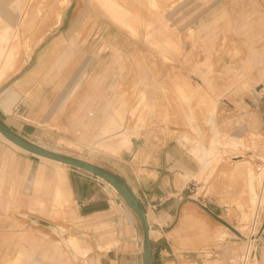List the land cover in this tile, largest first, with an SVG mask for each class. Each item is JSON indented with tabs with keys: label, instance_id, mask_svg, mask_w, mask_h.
<instances>
[{
	"label": "rangeland",
	"instance_id": "obj_1",
	"mask_svg": "<svg viewBox=\"0 0 264 264\" xmlns=\"http://www.w3.org/2000/svg\"><path fill=\"white\" fill-rule=\"evenodd\" d=\"M110 1L0 0V32L8 28L9 36L0 64L10 65L0 84V120L10 128L20 129L23 135L30 134V125L34 124L38 130L30 137L40 145L110 171L150 164L149 159L140 162L141 147L158 143L153 152L159 161L151 164L166 168L171 180L179 179L184 151L191 153L198 171L178 195L183 204L181 212L190 215L179 221L180 248L198 249L207 242L208 231L196 212L203 206L213 209L214 203H223L234 207L238 217L234 224L238 231L234 264L239 263L248 243L252 250L250 264H264V211L260 219L253 220L262 179L259 174L264 169V128L250 130L240 138L234 136L231 121L213 119L216 104L208 90L198 84L197 78L177 69L183 64L187 41V48L193 52H214L218 62L223 58L220 68L207 70L210 82L231 81L232 91L220 93L223 102L238 93L234 83L241 80L250 86H264V58L258 55L264 57V50L257 52L263 45L252 38L247 44L244 26L247 20L252 25L253 20L264 19L260 6L264 0H157L155 11H150L146 0H129L128 5L122 0L117 4ZM106 2L113 8L121 5L119 23L114 21ZM128 8L132 11L125 13ZM122 22L132 26L137 35L133 36ZM147 29L151 33L148 37ZM200 36L208 37V43L199 42ZM216 36L222 37V44H211ZM187 55V66L197 73L202 67L200 58L189 59ZM87 92L100 105L104 96V106L87 107L82 104L88 100L76 101ZM259 97L264 126V90ZM63 123L71 127L78 124L82 131L62 129ZM94 129H99V138L89 140ZM162 143L167 144L165 150ZM207 152L212 153L209 165L202 162ZM5 153L10 156L7 161ZM238 160L245 164L235 171ZM39 169L47 183L35 191L31 186ZM56 169L0 141V234H36V240L53 243L67 259L78 264H99L98 258L94 260L89 255V247L75 243L97 217L81 219L71 197L55 199L49 179ZM65 170L69 179L78 176L100 183L109 194L111 213L139 226L136 215L105 182L73 167ZM11 179L14 187H6ZM248 180L253 181L255 192L250 204ZM177 188L178 184L176 193ZM100 227L91 228L96 241L113 236L111 228ZM219 239L224 243L226 237ZM118 244L114 242L107 249ZM18 257L17 264L22 254Z\"/></svg>",
	"mask_w": 264,
	"mask_h": 264
},
{
	"label": "crops",
	"instance_id": "obj_2",
	"mask_svg": "<svg viewBox=\"0 0 264 264\" xmlns=\"http://www.w3.org/2000/svg\"><path fill=\"white\" fill-rule=\"evenodd\" d=\"M260 6L263 8L262 11H264V4L262 3ZM247 10L249 11L250 9L247 8L246 11ZM180 22L182 23V27L180 28L183 29L184 23L183 21ZM252 22L251 25V21L247 20L244 25L246 26L247 31V44H250L251 38L255 39L253 40L254 43L258 42L260 45H263V48L257 49V52H261L264 50V19L253 20ZM251 28L253 31H251ZM7 33L8 28H5L0 32V59L2 58L1 54L7 50L9 44V36H7ZM221 38V36L214 37V41H211L213 42L211 44H222L223 41ZM203 40L205 43H208V37L200 36L199 42ZM184 44V53L182 54L183 64L177 69L184 75H188L190 78H197L198 84L202 86V88L204 87V89L206 88L208 90L210 98L213 99L216 104V115L213 116V119L215 121L218 119L221 123L224 121H231V123L234 124L231 133L237 138L245 136L253 129L261 131L264 126L262 117L259 113L260 101L258 100L261 91L264 90L261 88L263 85L257 83L253 85L251 84L250 86L247 85L249 82L246 83L245 80H241L238 83H234L238 93L234 95L232 100L223 102L220 98V93H229L232 91L231 81L228 79H220V81H217V75L215 73L213 76L216 80L210 82V76L207 71L211 68V70H217L220 68L223 63V58L222 61L218 62V59H216L217 56L214 52H203L202 50L200 52H193L187 48V41H185ZM187 54H190L188 57L189 59H195L196 57L200 58V67L202 66L204 68L201 67L198 69L197 73L196 71L193 72L191 67H188L185 62L188 56ZM258 55L259 59L264 58L260 54ZM2 66L3 63L0 64V84L10 71L9 64L6 65V67ZM88 92L87 94L84 93L82 98H78L76 101L88 100L89 103L86 101V103L82 104L87 107L95 108L104 106V96L102 100L103 103L100 105L98 99L93 100L92 95L90 96ZM91 101L92 103H90ZM3 123L9 129L19 134L18 131L20 129L10 128L5 122ZM30 126L33 128L30 134H35L38 130H36L37 126L34 124H31ZM60 126L62 129L66 128L74 131H82V127H79L78 124H73L74 127H71L70 124L63 123ZM99 132V129H94L88 139H98ZM30 134L25 133V135L21 134V136L39 144L38 140H34V138L30 137ZM184 139H186V137H184ZM0 141L8 145V143L1 138ZM157 145L159 144L157 143L155 145L151 143L144 144L141 147L140 162L149 159L150 164L141 163L135 168L131 167L130 169H125V171L120 172H116L114 169L111 170L129 183L145 208L150 226L149 233L152 246L153 264H234V259L238 253V243L235 239V237H237L236 232L238 231H236L234 224L238 217L234 207L226 206L223 203H214L213 209L203 206L201 211L196 212L198 221L208 231L207 242L204 245H201L198 249L182 250L180 248L179 221L189 219L190 215L187 212H181L183 204L182 199L178 198V195L185 191L186 186L193 180V176L198 171V168H196L198 167V164L192 158L191 153L184 151L186 155L182 158V169L180 170L182 172V177L179 179L174 177L171 180L170 176L167 175L166 168L159 166V164H151V162L156 160L159 161V158L156 159V153L153 152ZM162 147V150H165L167 144L165 145V143H162ZM166 155L168 157L171 156L169 152H167ZM4 156H6V153L3 154V157ZM53 165L57 169L49 181L51 180L50 182L54 185L52 190L54 197L57 189L61 188L66 192V198L71 197L75 202L78 215L81 219L92 220L97 217L94 224H89L88 228L90 229H88L85 234L82 233V236L78 237V239L83 242L84 246L91 249L89 255H92L94 260L98 258L99 264H144L142 231L140 225L137 226L135 221L132 222L129 219L128 221H123V218L117 213H111L110 209L112 203L109 194L100 183L93 179L78 176L69 179L66 170L63 171V174L66 177L65 181H63L58 176V172L62 173V168L58 165ZM31 168L32 163L30 162L29 171ZM45 181V174L43 170L39 169L36 172L31 187H35L34 190L39 191V187L42 184L47 183ZM25 182L26 181H24V184ZM24 184L22 185L25 186ZM177 184L178 188L176 193ZM248 185L250 204L255 195L253 181L248 180ZM0 187H3V185H0ZM6 187H14L12 179L11 181H7ZM6 201L9 203L8 197H6ZM100 226L111 228L113 236H108L103 239L102 242L96 241V233L91 231L93 230L91 228H99ZM9 234L12 233H7V235L0 234V237L9 236L12 238V241H10L9 244H4L0 241V264H17L16 260L19 259L18 254H22V260H19L21 261L19 264H78L70 258L67 259L63 257V253L53 243L46 242V239H44L45 242H43L42 239H40L42 242L39 239L36 240L34 238L36 234L28 232L14 233L13 235ZM77 234L79 235L80 233L77 232ZM22 236L33 237L34 244L25 242L19 244L17 240ZM223 236L226 237L224 243L219 239V237ZM29 240L30 242H33L31 239ZM114 242H119L118 246L107 249V246L114 245Z\"/></svg>",
	"mask_w": 264,
	"mask_h": 264
},
{
	"label": "water",
	"instance_id": "obj_3",
	"mask_svg": "<svg viewBox=\"0 0 264 264\" xmlns=\"http://www.w3.org/2000/svg\"><path fill=\"white\" fill-rule=\"evenodd\" d=\"M0 133L8 141L12 142L21 149L33 155L44 157L53 161L61 162L70 167L91 174L92 176H95L98 179L102 180L103 182L109 184L116 191L119 197L124 201V203L128 206V208L138 218L139 225L142 231V252H143L144 264H153L152 246H151L150 233H149L150 226L148 223L147 214L143 204L140 202L135 192L133 191V189L125 179L113 173L112 171L107 170L89 161L56 153L52 150L42 147L26 139L20 134L14 132L13 130L9 129L1 120H0ZM77 260L80 261L78 257Z\"/></svg>",
	"mask_w": 264,
	"mask_h": 264
},
{
	"label": "bare ground",
	"instance_id": "obj_4",
	"mask_svg": "<svg viewBox=\"0 0 264 264\" xmlns=\"http://www.w3.org/2000/svg\"><path fill=\"white\" fill-rule=\"evenodd\" d=\"M110 1V0H109ZM114 2H115V4H117V2L118 3H120L119 2V0H113ZM123 2H125V4H129V0H122ZM121 1V2H122ZM111 2V1H110ZM146 2H147V4H148V6H149V9H150V11L152 10V11H155V9L157 8V0H146ZM106 7L108 8V11L113 15V19H114V21L115 22H118L119 23V16H118V14H121V12H120V10H122V7H121V5H116V8H113L108 2H106ZM147 6V5H146ZM174 6V5H173ZM132 8V7H131ZM134 9V8H133ZM171 10H172V7H170V9L168 10V12L167 13H169V12H171ZM129 11H132V9H130V8H128V10L127 11H125V13H128ZM49 12H51V11H49ZM154 13V12H153ZM152 13V14H153ZM166 13V14H167ZM157 15H155V17H156ZM156 18H158V17H156ZM24 21V20H23ZM48 22V21H47ZM46 22V23H47ZM24 23H26L25 21H24ZM121 25L123 26V27H127L128 29H129V31H130V33L133 35V36H136L137 35V33H136V31H135V29L132 27V26H129L128 24H125L124 22H122L121 23ZM149 35H151V33H150V30L149 29H147V33H146V36L148 37ZM262 89H264V86L262 87ZM145 99V98H144ZM211 112V114H212V116L214 115V113H213V110H211L210 111ZM0 138L2 139V140H4L6 143H8V145L10 146V147H12L13 149H15V150H17V151H20V152H22V153H25V154H30V155H33V154H31V153H29V152H27V151H25V150H23V149H21L20 147H18L17 145H15V144H13L12 142H10V141H8L5 137H3L2 135H1V133H0ZM232 143H234V142H232ZM38 145H40V144H38ZM40 146H42V147H45V146H43V145H40ZM46 148V147H45ZM49 150H51V149H49ZM52 151H54V152H56V153H59V152H57V150H52ZM8 153V152H7ZM7 153H6V161L7 160H9V154L7 155ZM212 153H206V155L205 156H203L202 157V162H205V164L206 165H209V161H207L209 158H208V156L209 155H211ZM33 156H35V157H38L39 159H41V160H43V161H47V162H49V163H52V164H55V165H58V166H60L61 168H62V173L61 172H58V176H59V178H61L63 181H65V179H66V177H65V175L63 174V171L65 170V169H67V168H70V166H68V165H66V164H63V163H61V162H57V161H53V160H50V159H47V158H44V157H40V156H36V155H33ZM67 156H69V155H67ZM212 157V156H211ZM77 158V157H76ZM79 158V157H78ZM79 159H82V160H85L84 158H79ZM262 160V159H261ZM85 161H87V160H85ZM263 161H264V159H263ZM245 164V162H241L240 160H238L237 162H236V166H235V171L236 170H238V169H242V167H243V165ZM250 168L249 169H247V171H249V175L250 174H252V168H251V166H249ZM261 170H263V169H261ZM234 171V170H233ZM260 173V172H259ZM260 175H261V177H263V181H264V170L259 174V177H260ZM263 175V176H262ZM105 184H106V186H107V188L109 187L110 189H112L115 193H116V191L109 185V184H107L106 182H105ZM117 194V193H116ZM36 198V197H35ZM66 198V192L63 190V189H61V188H59V189H57V191H56V193H55V199L57 200V201H59L60 199H65ZM38 201V200H37ZM40 203H41V201H40ZM123 203H124V201H123ZM125 204V203H124ZM39 205V204H38ZM127 206V205H126ZM256 206H257V202H256ZM8 207V206H7ZM36 207H38V206H36ZM127 208H128V206H127ZM128 210H130L129 208H128ZM255 210H256V208H255ZM131 211V210H130ZM12 238L11 237H9V236H2V237H0V241L1 242H3L4 244H9V242L10 241H12L11 240ZM29 239H31V241H33V237H31V236H22V237H19V239L17 240L18 242H19V244H22V243H29V244H34V241L33 242H30V240ZM75 243H77V244H79V245H83V242L81 241V240H79V239H76V241H75ZM60 258V257H59ZM62 258V257H61ZM53 262H55V261H53ZM59 262V261H58ZM55 264H57V263H55Z\"/></svg>",
	"mask_w": 264,
	"mask_h": 264
},
{
	"label": "built area",
	"instance_id": "obj_5",
	"mask_svg": "<svg viewBox=\"0 0 264 264\" xmlns=\"http://www.w3.org/2000/svg\"><path fill=\"white\" fill-rule=\"evenodd\" d=\"M261 178H262L261 184L259 187V193H258V197H257V206H256V210L254 211V214H253V220L254 221H257L258 219H260L261 215H262L261 213L264 211V181H263V177H261ZM251 252H252L251 245H250V243H248V245H247L243 255L241 256L238 264H250V261L252 260Z\"/></svg>",
	"mask_w": 264,
	"mask_h": 264
}]
</instances>
